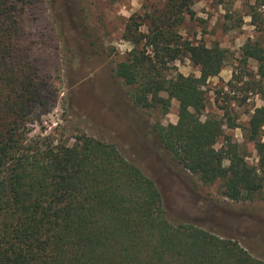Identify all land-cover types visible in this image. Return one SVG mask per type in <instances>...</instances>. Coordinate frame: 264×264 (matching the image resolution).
I'll list each match as a JSON object with an SVG mask.
<instances>
[{"label":"trees","instance_id":"trees-1","mask_svg":"<svg viewBox=\"0 0 264 264\" xmlns=\"http://www.w3.org/2000/svg\"><path fill=\"white\" fill-rule=\"evenodd\" d=\"M163 1L125 24L121 38L132 50L116 75L140 109L159 105L166 114L171 100L178 103L176 124H156L154 131L184 170L204 186L221 183L230 201H257L264 189V106L254 109L244 130L257 156L252 166L223 136L221 120H201L202 87L223 69L226 51L180 36L192 0ZM44 2L0 0V264H264L231 238L171 224L155 182L115 145L85 134L71 145L29 137L27 124L42 92L24 22ZM249 16L256 24L255 11ZM240 53L264 80V42H246ZM183 58L199 67V78L170 72V64ZM254 90L264 101V84L257 82Z\"/></svg>","mask_w":264,"mask_h":264},{"label":"rangeland","instance_id":"rangeland-1","mask_svg":"<svg viewBox=\"0 0 264 264\" xmlns=\"http://www.w3.org/2000/svg\"><path fill=\"white\" fill-rule=\"evenodd\" d=\"M163 0H45L35 17L24 22L32 62L39 70L42 99L27 124L29 137L49 136L71 145L85 134L115 145L121 155L150 177L161 194L166 219L189 223L231 238L253 258L264 261V189L253 202H233L222 195L221 183L204 186L184 170L160 143L154 126L176 124L178 103L140 109L131 89L116 75L132 45L121 37L134 14L143 15ZM256 0H192L179 34L193 44H215L226 51L223 69L202 89L206 108L201 120H221L229 136L257 165L254 145L245 128L254 109L264 106L255 92L261 80L253 61H241L246 42H264V8ZM255 11L256 24L249 14ZM146 32V27H141ZM171 73L200 77L188 58L170 64ZM167 98L165 94L161 95ZM236 128L227 125L233 123ZM221 136L215 144H224ZM224 161V166H228Z\"/></svg>","mask_w":264,"mask_h":264},{"label":"built area","instance_id":"built-area-1","mask_svg":"<svg viewBox=\"0 0 264 264\" xmlns=\"http://www.w3.org/2000/svg\"><path fill=\"white\" fill-rule=\"evenodd\" d=\"M264 8V6H262Z\"/></svg>","mask_w":264,"mask_h":264}]
</instances>
